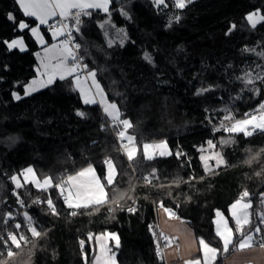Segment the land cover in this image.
<instances>
[{
  "label": "trees",
  "instance_id": "trees-1",
  "mask_svg": "<svg viewBox=\"0 0 264 264\" xmlns=\"http://www.w3.org/2000/svg\"><path fill=\"white\" fill-rule=\"evenodd\" d=\"M257 11L264 15V0H194L183 9L174 0L161 5L111 0L107 13L92 10L83 20L77 32L82 56L108 99L117 103L122 120L132 124L129 134L139 152L129 161L102 106L84 103L73 77L25 96L26 85L37 76L41 46L31 33L37 21L24 14L18 0H0V236L7 238L11 231L27 237L19 249L9 245L15 252L10 258L0 241V264H93L95 237L108 231L119 236L118 264H166L157 248L160 206L222 250L216 214L224 212L235 230L230 208L245 190L252 203L245 233L259 226L264 237L259 215L264 210V132L235 134L222 147L227 163L217 170L206 171L200 158L209 140L217 143L228 133L221 127L225 109L242 119L264 103V80L247 83L245 76L249 69L264 72V22L252 28L246 19ZM108 17L127 30L126 43L108 42L100 27ZM24 22L28 27L23 29ZM19 37L28 49L9 47ZM15 93L23 97L16 99ZM162 140L170 143L172 154L145 159L142 146ZM105 159L116 162L118 175L107 202L87 208H69L55 187L40 190L25 183L17 188L12 180L29 166L54 184L89 164L104 176ZM25 213L39 237L28 230ZM239 238L236 234L235 242ZM233 248L221 251L215 264H223Z\"/></svg>",
  "mask_w": 264,
  "mask_h": 264
},
{
  "label": "snow or ice",
  "instance_id": "snow-or-ice-1",
  "mask_svg": "<svg viewBox=\"0 0 264 264\" xmlns=\"http://www.w3.org/2000/svg\"><path fill=\"white\" fill-rule=\"evenodd\" d=\"M18 2L20 7L23 9L24 14L29 17H35L40 24H47L49 19L60 17L57 25L50 26L54 29L52 31V36H67V38L62 41V47L53 45L52 48L46 49V52L55 53L53 58H55L57 62L54 64H44V68L47 73V80H33L28 88V91L31 92L51 84L57 75H59V78L63 80L67 76H72L80 68V65L77 63H73L71 66L68 64L69 59L76 61V55L71 47L73 39L72 27H70L69 24L64 23V21L72 20L76 26L75 31L78 32L79 25L81 23V16L91 15V12L89 11L90 9H101L107 13L109 11V4L111 3V0H18ZM154 2L157 5H161L165 3V0H154ZM187 3H191V0H174V6L178 9H183L186 7ZM125 15H127V13H125ZM176 19L178 20L179 17ZM246 19L249 25L252 28H255L257 24L264 22V15L253 12L249 14ZM20 27L26 28L28 25L21 23ZM231 27L234 29L236 25L233 24ZM31 31L33 35L37 36V38L41 39V42H43L37 28H32ZM17 45H20L23 50L22 41H13L9 47L11 48ZM79 47V44L75 45V48ZM145 58L150 59L147 56ZM88 77H91V83L95 88V94L100 96L99 103L104 106V113L111 118L114 125L123 126L122 130L117 133V136L121 141H127V143L122 144V150L126 154L129 161L134 160L138 152L136 138L127 134V130L132 127V124L127 119H120L121 114L117 105L107 101L104 90L96 81L95 72H89L88 76L84 78V81H82L79 76L75 77L76 87L84 96V103H97L95 96L92 95V88L84 86ZM246 77L247 83H253L250 74H246ZM258 78L264 80V76H260ZM256 91L258 92V90ZM16 98L19 99V96ZM225 111L228 114L225 115L224 120L228 121L229 124L225 126L222 122L221 127L225 128L228 133H243L245 136H251L256 131L264 132V103H260L259 107L253 112L246 113L243 119H235L229 110L225 109ZM78 115L83 116L84 113H78ZM229 142H231L230 139L222 140L220 143L227 144ZM208 145L210 148L215 147L211 140L208 141ZM157 150L160 156L171 155L166 141L152 144L145 143L142 146V154L145 159L148 160L155 158ZM203 151L205 150L201 149V152ZM176 155L179 156L180 153L178 152ZM200 158L204 161V167L206 170H211L208 163L209 160H215L217 167L224 163L223 157L220 153H213L209 156L202 155ZM104 164L107 166V173L104 177V182L101 181V178L96 174V171L91 164H89L86 168H82L74 175H68L66 178H60L59 182L56 184H53L52 177H44L42 180L38 178L35 170L31 167L25 169L22 175L25 182L33 183L35 187L39 189L47 190L50 187L59 189L65 204H67L69 208H87L90 205H100L107 202L108 194L105 191V184H113L117 172L116 166L111 159H105ZM145 179L147 180L148 178L145 177ZM12 180L16 184L17 188L23 187L19 177L13 176ZM249 196V192L245 190L241 193L240 198L231 205V214L235 221V232L240 237L237 250H244L252 247L254 243V234L259 233L261 230L260 227L257 226L254 229V232L245 233V227L251 224V213L249 212V209L252 208V203L251 200L246 199ZM21 203L23 202L21 201ZM261 203L264 204V200H262ZM47 204L53 213H55V206L50 198L47 200ZM129 211H135V209L130 208ZM165 211L168 212L170 216L175 215L170 209H165ZM24 215L28 221V230L31 232L32 236L39 237L41 233L33 226L32 218L28 216L27 213ZM72 215H76V212L73 211ZM216 215L218 217V220L216 221V235L222 242L223 247L221 250V248L214 247L201 239L199 243L203 251V264H215L221 251H223V253H228L230 246L233 245L235 240L233 229L229 227L227 220L223 217V214L217 212ZM259 215L261 216V221L264 222V212L259 213ZM8 216L11 218L12 214L8 213ZM4 223H7V221H4ZM20 227V224L15 225V228L17 229ZM153 235H156V233H153ZM89 239H91V235L89 236ZM97 239L101 240L102 243L100 255L95 257V264H116L115 253H113L112 249L107 246V241H115V246L118 248L119 236L115 233H106L102 234L101 237H97ZM164 240L169 241L170 238L164 236ZM0 241H3V244L7 247L6 254L7 257L10 258L15 255L11 246L19 249L21 247V241L27 243V237L22 233L17 234L10 231L7 233V238L0 236ZM80 243L83 247L84 242L81 241ZM260 246L264 247V242H262ZM157 248L159 252V245H157ZM109 253H111V255H109ZM0 255H2V253H0ZM186 264H201V260H190L187 261Z\"/></svg>",
  "mask_w": 264,
  "mask_h": 264
},
{
  "label": "crops",
  "instance_id": "crops-1",
  "mask_svg": "<svg viewBox=\"0 0 264 264\" xmlns=\"http://www.w3.org/2000/svg\"><path fill=\"white\" fill-rule=\"evenodd\" d=\"M192 1H194V0H191V2ZM90 10L92 11V10H101V9H90ZM31 18H33L37 21L36 25H34L33 28H37L39 30V33L41 36L43 35V33H44V35H47L46 32L48 33V35H47L48 36V42L45 43V41H43V42L39 43L37 41L39 45L43 44L46 47L47 46L52 47L53 45L60 46L61 41L65 40L64 35L58 36V37H53L52 32L47 31V29L45 27L46 24H40L39 21L35 17H31ZM55 18H58V17L51 18V19H49V21H51ZM49 36H50L51 41H49ZM34 38L36 39L37 37L34 36ZM41 49H42V46H41ZM54 55H55V53H54ZM36 56H37V53H36ZM37 60H38V57H37ZM96 81L100 84L97 77H96ZM100 86H101V84H100ZM75 88L79 91V89L76 87V82H75ZM101 88H102V86H101ZM165 209H168V208H166L164 206H160L158 208L157 223L159 225V229H160L161 234L163 236L167 235L170 238L169 241L164 240L166 264H186L187 261L195 260V259H200L201 264H203V251H202L201 245L199 243V241L203 238L197 237L194 229L188 224V222L185 219L178 217L176 215L170 216L169 213L165 211ZM249 211L251 213L250 219L252 220V208L249 209ZM263 212H264V210H263ZM262 224L264 227V222H262ZM228 225H229V227H231L233 229V232H234V235L236 238V232H235L233 226L231 225L230 222H228ZM215 227H217L216 222H215ZM259 233L254 234L253 246L250 248H246L244 250H237V245L239 243L240 238L236 242L234 240V243H233L234 248H233L232 252L224 258L223 264H264V247L260 246L261 243L264 242V237L261 236V233L260 234ZM102 234H106V233L98 234L95 237L96 242H97V246H98L97 256L100 255L101 243H102V241L99 240L100 245L98 244L97 237H101ZM257 234H259V235L257 236ZM262 238H263V240H262ZM205 242H207V241H205ZM231 246H230V248H231ZM113 253H115V252L113 251ZM109 255H111V253H109ZM115 256H116V254H115ZM218 258H219V256H218ZM93 264H95V260H94ZM116 264H118L117 258H116Z\"/></svg>",
  "mask_w": 264,
  "mask_h": 264
},
{
  "label": "rangeland",
  "instance_id": "rangeland-1",
  "mask_svg": "<svg viewBox=\"0 0 264 264\" xmlns=\"http://www.w3.org/2000/svg\"><path fill=\"white\" fill-rule=\"evenodd\" d=\"M165 2H166V0H165ZM109 7H110V4H109ZM90 11H91V10H90ZM256 13L262 15L260 11H257ZM24 24H27V23L24 22ZM33 27H34V26H33ZM33 27H32V28H33ZM100 27L103 29V31H104V33H105V35H106V37H107V40H108V42H109L111 45H114V44H124V43H126L127 38H128L127 30H126L125 28H122V27H117V26L114 24V22H112V20H111L110 17H108V18L105 19L104 21L100 22ZM32 28H31V29H32ZM23 29H24V28H23ZM31 33H32V31H31ZM32 35H33V33H32ZM33 36H35V35H33ZM36 37H37V36H36ZM40 37H42V41H45V43L48 42V36H47V35H44V33H43L42 36L40 35ZM36 40H37L39 43H41V39L36 38ZM13 41H22V42H23V45H22L23 50L28 49V45H27L26 40H25L24 37L16 38V39H14ZM13 41L9 42V45H10ZM40 46H42V49H41L40 51L37 52V57H38L37 76H36L35 78H33V79H32V80L26 85V87H25V89H26V90H25V91H26V92H25V96H30V95H32V94H34V93H36V92H38V91H40V90L46 88V87H49V86L52 85L57 79H60V78H59V75H57V76L54 78L53 82H52L51 84H48L46 87H41V88H39V89L36 90V91H31V92L28 91L29 85L32 83L33 80H47V73H46V70H45V68H44V64H45V63H47V64H54V63L57 62V60H56L55 58H53V57H54V52H53V53L46 52V49H50V48H52V47H48V46L46 47V46H44L43 44H40ZM60 46L62 47V41H61V43H60ZM71 47H72V46H71ZM12 48H20V49H21V46H20V45H17V46H15V47H11V49H12ZM21 50H22V49H21ZM73 63H77V61H72L71 59L68 60V64H69V66H71V64H73ZM77 64H78V63H77ZM254 71H255V70H250V69H249V70L245 73V76H246V74H250V77H251V79L253 80V82L257 81V79H259L258 77H260L262 74H264V72L261 71V70H259V71H257V72H254ZM89 72H95L96 77H97V73H96V71H90V70H89ZM42 74H43V75H42ZM76 76H79V77L81 78V80L84 81V78L87 77V74H85L84 72H80V70L78 69L76 73H74L72 76H67L66 78L73 77V79H74V83H75V77H76ZM97 79H98V78H97ZM246 81H247V77H246ZM100 84H101V83H100ZM84 86H85V87H90V88H92V95L95 96V99L97 100V103H99V101H100V96L97 95V94H95V88L92 86V83H91V77H88L87 82L85 83ZM101 86H102V85H101ZM102 89L104 90L103 87H102ZM79 91H80V90H79ZM80 93H81V92H80ZM104 94H105V97H106V99H107V101H108L109 103H114V102H111V101L108 99V97H107L105 91H104ZM81 95H82V93H81ZM17 96H19V99H21V98L23 97V96L20 95L19 93H15V97H17ZM82 97H83V99H84V96H83V95H82ZM16 99H17V98H16ZM99 104L102 106V108L104 107L101 103H99ZM115 104L117 105V103H115ZM117 107H118V105H117ZM118 109H119V107H118ZM119 111H120V109H119ZM229 112L231 113V115H233V116L235 117V115H234V111H230V110H229ZM120 114H121V115H120V119H122V113H121V111H120ZM227 114H228V113H227ZM105 115H106V114H105ZM106 116H107V115H106ZM107 119H108V123H109V127H110V129L112 130L113 134L115 135V138H116L117 141H118V144H119V147H120V151L123 152V150H122V146H121L120 143H121V142H122V143H127V141H126V140L121 141V140L118 138V136H117V133H118L120 130H122L123 126H122V125H114L113 122H112V120H111V118L108 117V116H107ZM235 119H239V118L235 117ZM242 119H243V118H242ZM224 124L227 126V125L229 124V122H228V121L225 122V120H224ZM129 129H130V128H129ZM129 129L127 130V134H128V135H131V134H129V133H130V132H129V131H130ZM235 134H239V133H231V134H230V133H227V134L222 135L217 143L212 142L213 145H215L214 148H210L208 144H207V146L201 148V149H204V150H205V151L202 152L201 156H202V155H204V156H209V155H212L213 153H220L221 156L223 157V160H224V163L221 164V165H219L218 167L216 166V161H215V160H209L208 163H209V166H210V169H211V170H206V169H205L206 171L217 170L218 168H220V167L226 165V163H227V159H226V157H225V154H224V151H223L222 147L226 146L227 144L232 143V142L234 141V139H235V136H236ZM228 139H230L231 142H229V143H227V144H221V143H220L222 140H228ZM162 141H166V142H167L168 150H169V151L171 152V154H172V148H171L170 143H169L167 140H162ZM160 142H161V141H159V142H152V143H160ZM152 143H149V144H152ZM137 147H138V145H137ZM138 152H139V147H138ZM138 152H137V154H138ZM123 153H124V152H123ZM124 154H125V153H124ZM125 155H126V154H125ZM158 156H160V155L158 154V150H157V154L155 155V157H158ZM164 156H167V155H164ZM113 163H114L115 166H116V172H117V175H118V168H117L116 162L113 161ZM203 164H204V161H203ZM92 166L94 167V169H95V171H96V174L101 178V181L104 182V177H105L106 174H105L104 176H102V174L100 173V171L98 170V168H97L96 166H94V165H92ZM29 167H31V168H33V169L35 170V173H36V175H37L38 178H40L41 180L44 178V177H42V175L40 174V172L38 171V169H37L35 166H29ZM29 167H27V168H29ZM87 167H88V166H87ZM106 167H107V166H106ZM27 168H25V169H27ZM85 168H86V167H85ZM204 168H205V167H204ZM25 169H24V170H25ZM24 170H23L20 174H17V175H16L17 177L20 178V181H21L22 184L27 183V182L24 181V177H23V175H22V173L24 172ZM106 173H107V171H106ZM74 174H75V173H74ZM74 174H72V175H74ZM117 175L115 176V179H114L113 184L115 183V180H116ZM32 184H33V183H32ZM53 184H54V182H53ZM113 184H111V185L105 184V191L107 192L108 195H109V193H110V189H111V187H112ZM15 185H16V184H15ZM33 185H34V184H33ZM34 186H35V185H34ZM36 188H37V187H36ZM50 188H52V187H50ZM50 188H48V189H50ZM38 189H39V188H38ZM48 189H47V190H48ZM40 190H42V189H40ZM108 195H107V199H108ZM230 211H231V209H230ZM219 212L223 214V217L227 220V222H230L228 216H227L224 212H222V211H219ZM249 212H250V211H249ZM250 217H251V216H250ZM217 220H218V217L216 216V218H215V222H216ZM106 233H115V234H117L116 232H111V231H108V232H106ZM117 235H118V234H117ZM98 244L100 245L99 240H98ZM107 246H108L109 248H111V249H112V252H113V251H114V246H115V241H113V240H108V241H107ZM115 257H116V256H115Z\"/></svg>",
  "mask_w": 264,
  "mask_h": 264
},
{
  "label": "built area",
  "instance_id": "built-area-1",
  "mask_svg": "<svg viewBox=\"0 0 264 264\" xmlns=\"http://www.w3.org/2000/svg\"><path fill=\"white\" fill-rule=\"evenodd\" d=\"M90 11V10H89ZM91 12V11H90ZM91 15H92V12H91ZM91 15H88V16H81V23H80V25L83 23V20L85 19V18H88V17H90ZM60 20V17H58V18H55V19H53V20H51V21H49L47 24H46V29H47V31H49V32H52L54 29L52 28V27H50V26H55V25H57V22ZM64 23H67V24H69V26L70 27H72V49H73V52L75 53V55H76V61H77V63L80 65V68H79V70L81 71V72H84L85 74H87V76H88V73H89V67H88V65H87V63L85 62V60H84V58H83V56H82V53H81V51H82V44H81V42L79 41V39H78V35H77V31H75V24H74V22L72 21V20H68V21H64ZM79 25V26H80ZM67 38V36L66 35H64V39H66ZM76 44H79L80 45V47L79 48H75V45ZM86 66V67H85ZM121 144V146H122V142L120 143ZM156 227H157V233H158V239H159V252H160V255L163 257V259L165 260V243H164V236L161 234V232H160V229H159V225H158V223L156 222ZM165 236H167V235H165ZM168 237V236H167Z\"/></svg>",
  "mask_w": 264,
  "mask_h": 264
}]
</instances>
